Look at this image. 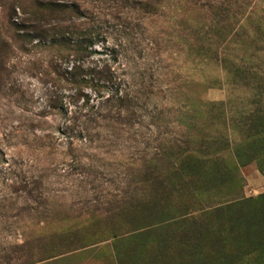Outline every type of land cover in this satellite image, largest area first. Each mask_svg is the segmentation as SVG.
<instances>
[{
    "label": "rangeland",
    "instance_id": "1",
    "mask_svg": "<svg viewBox=\"0 0 264 264\" xmlns=\"http://www.w3.org/2000/svg\"><path fill=\"white\" fill-rule=\"evenodd\" d=\"M0 264H264V0H0Z\"/></svg>",
    "mask_w": 264,
    "mask_h": 264
}]
</instances>
